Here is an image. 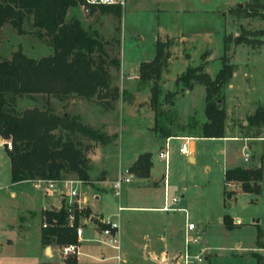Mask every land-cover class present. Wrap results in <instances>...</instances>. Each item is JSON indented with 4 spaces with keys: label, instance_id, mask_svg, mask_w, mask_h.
Listing matches in <instances>:
<instances>
[{
    "label": "rangeland",
    "instance_id": "374dc122",
    "mask_svg": "<svg viewBox=\"0 0 264 264\" xmlns=\"http://www.w3.org/2000/svg\"><path fill=\"white\" fill-rule=\"evenodd\" d=\"M80 9L84 28L95 29L104 39L114 36L116 23L112 17L110 22L97 12L90 14L81 6ZM120 10L119 48L112 42L107 45L109 54L119 58V69H109L111 84L115 85L119 79L118 83L122 82L132 91L133 79L127 80L125 75L137 71L140 61L152 58L157 37L170 38V57L158 80L160 103L157 110L160 112L157 122L171 133L198 135L206 121L204 88L198 83H193L190 89L182 88L174 84V79L187 66L196 65H201L202 70L213 77L222 61H226L231 66V75L220 88L222 100L218 99V103L224 110L227 137H196L191 143L186 141L191 160L178 151L182 140L172 137L166 144V167L163 169L156 150L158 146L164 148V139H153L150 131L155 130L148 129L146 123L145 111H152L148 102L149 83H136L139 95L135 106H130L132 94L129 91L121 93L126 89L118 88L119 97L108 111L100 109L93 100L73 97L60 103L52 100L55 112L76 113L83 123L110 121L105 123L107 126L103 130L116 134L114 140L93 144L88 153L92 181L99 178L101 170L106 174L103 180H109L117 168H125L136 151L146 150L150 154L149 169L158 182L155 185L134 175L129 183L121 186L117 197L103 182L78 185L79 194L88 198L92 210L100 211L118 224L115 237L119 249L101 246L99 250L105 257L119 255V264H156L152 253L159 254L165 244L171 245L175 254L182 250L183 227L191 222L195 228L188 235H197L199 239L196 244L189 242V250L198 251L204 247L199 264H257L252 252L255 253L258 245L264 247V124L251 125L248 116L264 106V44L255 43L264 40V0H125ZM22 28L28 29L25 22ZM0 32V55L5 58H9L19 45L33 58L52 52L29 33L17 34L10 25L3 26ZM239 34L253 40L254 44H235L234 37ZM146 90L148 94L144 99ZM168 92L172 94L166 96ZM33 104L31 100L18 101V107ZM243 143L247 161L242 160L240 152ZM256 164L262 175L257 194L242 192L237 182L228 186L223 181L224 168L254 167ZM163 174L167 202L172 197L177 199L170 204L174 210L122 208L116 211L117 205L160 207ZM9 182L8 159L0 144V264H39L43 257L37 245L38 224L44 219L37 216L39 201L45 199L42 193H48L21 188L22 185L12 189ZM10 191H14L13 197L9 196ZM224 191L230 195L227 197ZM93 194L97 199H92ZM48 200L54 201V198L48 197ZM177 208L184 209L185 213ZM29 211H34L35 215H31L22 231L17 225L24 223ZM224 216L231 218L232 223H224ZM83 237H94L90 226ZM80 249L83 260L87 259L86 253L99 251L88 242H82Z\"/></svg>",
    "mask_w": 264,
    "mask_h": 264
},
{
    "label": "trees",
    "instance_id": "16d2710c",
    "mask_svg": "<svg viewBox=\"0 0 264 264\" xmlns=\"http://www.w3.org/2000/svg\"><path fill=\"white\" fill-rule=\"evenodd\" d=\"M80 0H0V31L10 25L17 34L29 33L51 53L38 58L24 54L20 47L9 58L0 55V137L8 140L5 149L9 161V181L46 179L61 180L68 176L90 183L91 169L88 153L93 144H105L114 140L116 134H107L100 128L83 123L76 113L54 111L52 100L63 102L70 98L93 100L103 111L111 110L119 90L111 84L109 69H119V58L109 54L111 42L119 48L120 7L113 4L90 5L88 13L108 14L116 23L114 36L104 39L95 29L83 28L75 16H67L68 9ZM253 12V15H256ZM28 29L22 28V23ZM260 33H263L260 32ZM234 43L253 45L254 41L244 35L234 37ZM264 44V40L255 42ZM170 38L157 37L153 43L151 59L140 61L137 66V81L149 83V105L154 112L153 129L158 136L167 138L172 134L158 125L160 86L158 80L170 57ZM225 50V46L223 47ZM231 75V66L222 61L213 77L202 70L201 65L187 66L175 79V85L190 89L193 83L204 88V114L201 134L205 138L224 137V110L217 102L220 88ZM127 93L125 90L121 93ZM172 92L166 93V96ZM26 99L33 105L18 107V101ZM222 100V99H221ZM251 125L264 124V106L248 116ZM151 166L150 154L139 153L129 165V170L138 178L148 177ZM262 179L260 166L232 167L223 170L224 182L239 183L242 192L258 193ZM225 192V191H224ZM228 197L230 192H225ZM86 211H88L86 209ZM65 210H43L42 216L54 226L41 228L42 244L73 242V231L63 225ZM224 223H232L228 216ZM257 264L261 256L252 252Z\"/></svg>",
    "mask_w": 264,
    "mask_h": 264
},
{
    "label": "built area",
    "instance_id": "2783aa9c",
    "mask_svg": "<svg viewBox=\"0 0 264 264\" xmlns=\"http://www.w3.org/2000/svg\"><path fill=\"white\" fill-rule=\"evenodd\" d=\"M81 3L79 6L88 12V7L90 5L96 6L98 4H113L118 5L120 8L125 4V0H80ZM4 142L1 141L2 145ZM6 146L9 148L10 143L6 141ZM245 145L241 147L242 160H248V154L244 151ZM166 145L164 150H160L157 153V156L163 159L166 162L167 152ZM178 151L180 154L189 155V150L186 147V141H183ZM134 177V174L129 170L128 167L120 169L114 178L109 180H99L96 183L106 184L114 197L119 195L120 188L123 184L129 183ZM33 186L35 188L41 189L44 192L50 194L54 191H59L61 194V203L56 207L58 209L60 206L64 207L65 215L63 219V225L73 231L75 240L73 242L54 244V246L49 249L47 256L50 258V261L43 264H119L121 262L119 255H111L105 257L103 252L99 250L101 246L106 248H111L118 250V238L116 239V233H118V224L115 220L110 219L109 217H103L102 215L92 214L88 210L85 200L80 196L78 192V185L82 183L77 179H61V180H46V179H34ZM227 183V182H226ZM177 199L172 197L170 202H164L161 210H174L170 204L176 202ZM121 206H116V211H120ZM184 212V209L177 208ZM185 213V212H184ZM56 219L52 218L50 223L47 221L42 222L41 227L47 228L54 226ZM89 224V225H88ZM87 226H90L93 231L94 237L84 238L83 233L87 229ZM195 226L191 222H186L183 229V248L180 252L167 255L165 253L158 256V264H199L202 261L201 250L191 251L188 248L189 242L196 244L198 242L199 236H190L188 235L189 231L194 230ZM82 242L93 243L95 248H98V253L95 256H92L88 253L85 254L87 258L91 260L89 263L78 261V257L82 255L80 249ZM120 260V261H119ZM119 261V262H118Z\"/></svg>",
    "mask_w": 264,
    "mask_h": 264
},
{
    "label": "crops",
    "instance_id": "0c3cea01",
    "mask_svg": "<svg viewBox=\"0 0 264 264\" xmlns=\"http://www.w3.org/2000/svg\"><path fill=\"white\" fill-rule=\"evenodd\" d=\"M74 8H76V9H74ZM79 11H81V9H80V6H79V4L77 5V6H75V7H72V8H70V9H68V11H67V16L69 15V16H75V17H77L78 19H79V21H80V23H81V25H82V18H80L79 16L81 15L80 13H79ZM82 12V11H81ZM88 13V12H87ZM99 16H102V17H104L106 20H108V21H110L111 22V18H110V16L108 15V14H101V15H99ZM83 27V26H82ZM84 28V27H83ZM3 30V27H2V29H1V31ZM1 33V32H0ZM19 47H20V49H21V51L24 53V51H23V48L19 45ZM25 54V53H24ZM110 74H111V72H110ZM112 75V74H111ZM131 77V78H130ZM125 79H133V83L131 84V86L130 87H133L132 88V91L131 90H128V89H126L127 87H125V85H123V83L121 82V83H118L119 82V79L116 81V83H114L118 88H119V90H121V88L122 89H126L125 91L127 92V91H129L131 94H132V103L130 104V106H135L136 104H137V102H136V98H137V96L139 95L138 94V92H139V89L138 88H136V83L138 82L137 81V71L135 70L131 75H125V77H124ZM230 87H231V84H230ZM233 87V86H232ZM235 87V86H234ZM147 94H148V91L146 90L144 93H143V97H144V99L147 97ZM118 104H121V102L120 101H118ZM117 104V105H118ZM116 105V106H117ZM146 112V115H148L147 117H148V121L146 122L147 123V127H148V129H150V130H152V128H153V124H154V114H153V112L151 111V110H149L148 112L147 111H145ZM98 113V112H97ZM99 114H101V113H99ZM110 121H103V122H101V121H97V122H95V121H92V122H90V125L92 124V126H95V127H98V128H102V130L103 129H105V127L107 126L105 123H109ZM103 124H105V125H103ZM99 126H101V127H99ZM104 126V127H103ZM104 131V130H103ZM153 131V130H152ZM150 131L151 132V134L153 135V139H156V138H160V136H158V132H156V131ZM225 126H224V137H221V138H226L227 136L225 135ZM106 132V131H105ZM107 133V132H106ZM108 134V133H107ZM169 134H172V135H170L169 137H167V138H163L164 139V141H163V145H164V148H165V145L167 144V141L168 140H170L172 137H175L176 139H178V140H182V142L183 141H189L190 143H191V140L192 139H194V138H196V137H198V136H195V134H191V133H169ZM231 138H233V137H231ZM261 138V137H260ZM264 138V137H263ZM257 139H259V138H257ZM3 140H5V139H2L1 137H0V142L1 141H3ZM6 141H8V140H5V143H6ZM242 145H245L244 143L242 144ZM159 148L156 150L157 151V153L160 151V150H163L162 149V147L161 146H158ZM242 147V146H241ZM6 148H7V146H6ZM5 148V149H6ZM95 148V147H94ZM179 148V147H178ZM4 149V150H5ZM188 149V148H187ZM189 150V152L191 153V150L190 149H188ZM142 152H147L146 150H143V151H141V152H135L130 158H129V160H128V163L125 165V167H129V165L132 163V161L136 158V156L139 154V153H142ZM240 152H241V149H240ZM6 153V152H5ZM157 153H156V156H157ZM190 153H189V155L187 156V159L188 160H191L192 159V156L190 155ZM7 156V155H6ZM89 157V156H88ZM7 159H8V157H7ZM157 159L158 160H161L162 162H163V169H165V167H166V162H164L163 161V159H161V158H159L158 156H157ZM152 162V161H151ZM90 164H91V162H90ZM152 164V163H151ZM8 166H9V161H8ZM257 166H259V164H256L254 167H257ZM225 169V168H224ZM120 169L119 168H117L116 169V171L115 172H112V174H111V176H110V179H112V178H114L115 177V175L117 174V172L119 171ZM90 171V170H89ZM99 178H96L94 181H92V178H91V181H92V183H96V181H99V180H103L104 178H105V176H106V174H105V172L103 171V170H101L100 172H99ZM138 178V177H137ZM139 180H146V181H150V183L151 184H153V185H155V184H157L158 182L154 179V177H152L151 176V171H150V169H149V173H148V177H146V178H139ZM10 183V182H9ZM91 183V184H92ZM232 183H235V182H227L226 183V185H228V186H231V184ZM238 184V183H237ZM20 185H22L21 186V188H26L27 189V187L28 188H31V189H38V188H35L34 186H33V181L32 180H27V181H21V182H18V183H10V187L12 188V189H17V188H19L20 187ZM234 185V184H233ZM166 184H165V179H164V174H163V196H162V205L160 206V207H138V206H121V205H119V206H121L122 208H153V209H158V210H161V208H162V206H163V204H164V202H167V199H166V195H167V189H166ZM40 191V190H39ZM111 194H112V192H111ZM42 195L45 197V199L44 200H40L39 201V204H40V208L38 209V216L37 217H43L42 216V212H43V210H48V209H52V208H56V207H58V205L61 203V194L59 193V191L57 190V191H54L53 192V194H46V195H44L43 193H42ZM113 195V194H112ZM9 196L10 197H13L14 196V191H10L9 192ZM80 196L85 200V202H86V205L88 206V211L89 212H91L92 214H98V215H102L103 216V214L100 212V211H97V210H92L91 209V207H90V205L88 204L89 203V201H88V198L84 195V194H80ZM93 198L92 199H97V196L96 195H94L93 194ZM48 197H52V198H54V201H49L48 200ZM47 198V199H46ZM161 211H164V210H161ZM34 216L35 215V212L34 211H29V212H27L26 213V219H25V221H24V223L23 222H19V224L17 225V227H18V229H20V230H24V228L28 225V222H30L28 219H31V217L32 216ZM30 216V217H29ZM103 217H105V216H103ZM27 221V222H26ZM234 221H235V219H234ZM238 221V219H236V221L235 222H237ZM41 224H38V239H37V241H38V249L40 250V252H41V255H42V257H43V259L39 262V264H43V263H45V262H48V261H50V258L47 256V252H48V248L49 249H51L53 246H54V243H49V244H43V246L41 247V245H42V243L40 242V234H41V226H40ZM183 229H184V227H183ZM259 247H256L255 248V253H259L258 255H260L261 256V264H264V247L263 246H261V245H258ZM164 247H165V249H162L160 252H159V254H156V253H152L153 255H152V257H153V259L155 260V262H156V264H158V260H157V258H158V256H160L161 254H163V253H165V254H167V255H173V254H175V252H173L172 251V248H171V245H169V246H167V244H165L164 245ZM168 248V249H167ZM204 247H201L199 250H201V249H203ZM194 251H197V250H194ZM88 254H90V255H92V256H95L96 255V253H91V252H88ZM81 257H84V256H82V255H80L79 257H78V261H80V262H87V263H89V261L91 260L90 258H87L86 256V258L87 259H85V260H83ZM92 261V260H91Z\"/></svg>",
    "mask_w": 264,
    "mask_h": 264
},
{
    "label": "water",
    "instance_id": "95a60500",
    "mask_svg": "<svg viewBox=\"0 0 264 264\" xmlns=\"http://www.w3.org/2000/svg\"><path fill=\"white\" fill-rule=\"evenodd\" d=\"M237 6H240V4H236ZM217 102H219V100H217ZM6 143L4 142L3 144H2V147L5 149L6 148ZM235 221H236V219H235Z\"/></svg>",
    "mask_w": 264,
    "mask_h": 264
}]
</instances>
